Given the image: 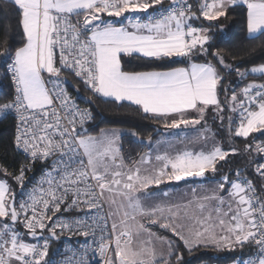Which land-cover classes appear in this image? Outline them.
Returning a JSON list of instances; mask_svg holds the SVG:
<instances>
[{"label": "snow or ice", "instance_id": "obj_1", "mask_svg": "<svg viewBox=\"0 0 264 264\" xmlns=\"http://www.w3.org/2000/svg\"><path fill=\"white\" fill-rule=\"evenodd\" d=\"M196 2L198 7L190 0H3V10L12 14L15 25L4 26L0 34V59L13 86L11 98L0 103V114H15L14 150L48 171L20 202L7 180H0V264H56L50 241L65 233L69 240L83 237L86 246L69 249L60 264H89L90 249L102 264H183L173 242L150 232L143 220L170 230L189 251L254 246L242 264H264V184L254 185L240 169L234 172L236 179L223 175L210 195L184 206L142 203L151 186L215 174L220 162L241 151L223 148L215 134L207 147L210 111L213 122L219 120L223 127L227 121L230 136L244 138V151L264 159V143L253 145L249 139L264 135V83H248L239 94L232 90L223 102L219 98L229 91L222 72H235L242 80L255 74L264 78V63L244 71L233 68L219 52L209 51L212 25L192 23L201 17L218 21L240 5L245 7L248 36L264 35V0ZM10 30L20 39L10 38ZM208 55L217 63L193 59ZM124 57L186 58L187 66L125 71ZM62 72L94 95L136 106L166 130L201 125L204 132L197 140H203L202 149L157 154L155 165L148 154L126 168L118 142L125 134L138 133L113 129L82 135L91 112L75 105ZM252 163L264 178V162ZM28 170L22 165L15 174L0 166V173L22 187ZM62 211L83 215L57 222L53 218Z\"/></svg>", "mask_w": 264, "mask_h": 264}, {"label": "trees", "instance_id": "obj_2", "mask_svg": "<svg viewBox=\"0 0 264 264\" xmlns=\"http://www.w3.org/2000/svg\"><path fill=\"white\" fill-rule=\"evenodd\" d=\"M199 2L201 1L199 0ZM192 3L198 7L196 0H192ZM192 23L193 26L197 27L212 25L210 29L211 48L209 51L210 53L219 52L225 58L226 63L232 65L233 68L239 67L241 71H244L246 68L264 63V35L258 34L254 38L248 36L245 7L237 5L230 8L228 14L218 21L208 22L201 17L199 20L192 21ZM8 24L14 26L15 19L10 12L3 10V0H0V34H2L3 27ZM9 36L15 38V40L20 39L14 30L9 31ZM193 59L197 63H203L205 59L214 64L217 63L211 55L194 57ZM186 66V58L176 57L165 61H147L132 57H124L122 60V68L125 71L168 70ZM4 73V61L0 59V103L10 99L13 94L11 79L6 77ZM221 74L225 76L223 87L229 89L226 93L221 92L219 98L222 102L225 100V96L230 97L232 90L239 94L248 83H264V78L258 75L248 76L242 80L235 72L231 75L223 72ZM62 77L68 81V91L76 102L88 107L92 114V121L81 132L82 135H98L101 130L109 128H120L127 133L133 131L138 133V137L127 134L122 136V156L127 165H136L140 157L150 150L147 142L149 137H151V140H156L165 131L160 123L147 118L136 106L128 103L120 104L94 95L78 79L68 73H62ZM77 88L79 91L76 90ZM228 114L226 111L225 115ZM16 123V119L10 113L0 114V166L6 168L9 173L15 174L27 162L24 156L13 148L12 141L16 131ZM253 137H249L253 145L264 140V135L259 133L253 134ZM220 139L223 148H236L241 151L238 154L230 155L227 163L220 162L217 165V173H207L206 178L221 180L223 175H228L231 179H235L234 172L236 169H240L244 176L258 185L260 181L255 173V164L252 161L258 162L261 155H257L254 151L249 155L244 151V138L230 136L227 130V121L220 130ZM221 165L223 166L221 167ZM0 180H7L15 196H17V185L13 177L0 173ZM151 228L160 236L173 242V245L183 255V264H211L214 262L232 264L237 260L242 262L254 251L253 247L249 245H245L243 249L236 248L234 250H219L201 246L189 251L183 246V242L178 237L154 226Z\"/></svg>", "mask_w": 264, "mask_h": 264}, {"label": "rangeland", "instance_id": "obj_3", "mask_svg": "<svg viewBox=\"0 0 264 264\" xmlns=\"http://www.w3.org/2000/svg\"><path fill=\"white\" fill-rule=\"evenodd\" d=\"M213 114L214 113L210 111L206 117L207 123L205 127L209 130L207 132V135L210 138L207 144L208 148L212 146L213 134H215L214 136L215 142L219 144L220 146H222L221 139H220V130L224 126L223 127L221 126V122L219 120H215V122H213V119H212ZM113 129L120 130L124 133H127L124 129H120V128H109V129H104V130H113ZM203 132H204V128L201 125H197L194 128L190 127V128L181 129V130H166L165 129V131L156 140H151L150 142L149 140L147 141L149 144L150 150L143 156L151 154L153 158V165H155L156 164L155 156L157 154H163L167 152L169 155H175L177 152H181L185 150L199 151L202 149V145L204 142L202 139L197 140V136ZM118 143H119V146L121 147V155H122V137ZM259 143H264V140L260 141ZM125 167L127 168V167H133V166H129L125 163ZM220 181L221 180L211 179L210 177L206 178V176L205 177H189L186 180H183L180 182L166 181L165 183L161 184L159 187H156L155 185H153L149 189L145 190L149 194V198L144 199V197L142 196L141 197L142 203H144L145 206H149V205L162 206V207L173 206V205L184 206L187 204L188 201L195 202L196 198L198 197H202L204 195H210L213 190L217 189L218 183ZM193 189L196 190L195 193H193L192 191ZM164 192H167L168 195L164 196L163 195ZM156 219L159 220L160 218L156 217ZM142 222L145 223L146 227L149 229L150 232L155 233L157 236H160V235L156 231H154L151 227L154 226L160 230L171 233L170 230L161 228L159 224L152 225L150 224L148 220H143ZM161 222H164V221L161 220ZM206 247L215 248L213 246H206ZM194 248H197V247H194ZM219 250H222V249H219Z\"/></svg>", "mask_w": 264, "mask_h": 264}, {"label": "built area", "instance_id": "obj_4", "mask_svg": "<svg viewBox=\"0 0 264 264\" xmlns=\"http://www.w3.org/2000/svg\"><path fill=\"white\" fill-rule=\"evenodd\" d=\"M200 1L203 2V0H200ZM190 2H192V0H190ZM62 73H66V72H62ZM49 87H51V85H49ZM67 91H68V88H67ZM68 93L73 98L72 94L69 91H68ZM73 100L75 102V105L78 108H80L81 110H89L88 107L82 106L79 103H77L75 98H73ZM10 114L15 118V114L14 113H10ZM91 117H92V114H91ZM91 121H92V118L87 123H85L83 129H81V132L86 128V126ZM78 128H79V125H78ZM20 154L22 156H24V158H25L24 154H22V153H20ZM262 155H264V154H262ZM26 161L27 162L24 164V166L29 167L30 170H28L25 173L24 186L23 187L20 186L14 180L16 185H17V196H16L17 202H20V201H22L24 199H27L29 192H31L33 187L37 186L38 182L43 178V173L48 171V169L46 167L42 166V164L39 163V162H37L34 166H32L28 160H26ZM258 162H264V159L260 158V160ZM16 174H19V171ZM257 176H258V174H257ZM258 178H259V181H260L258 185L256 183H254L253 180H251L249 178H247V179L251 180L253 182V184L257 185V186H259L261 184H264V178H260L259 176H258ZM45 187H47V185H45ZM82 215H83V213H66V212L62 211L61 213H57L56 217H54L53 219L57 220V222H59V220L73 219L76 216H82ZM57 218H59V220ZM109 223H111V220L109 221ZM67 236H68V234L65 233V235L62 236L59 241H56V240L50 241L49 253H50L51 258L56 262V264H60L61 260L64 258V254L66 252H68L69 249L75 250V249H77V248H79L81 246H86V245H84V238L83 237L72 236L71 240H69L67 238ZM28 242L42 243V241L31 240V238H28ZM89 244H91V240H89ZM94 247H95V245H92V248H94ZM252 247H253V250H255L254 246H252ZM248 257H246L245 259H247ZM87 259L89 260V264H102L101 258L99 257L98 253L94 255L93 252L91 251V249L88 252ZM242 262H241V264H242ZM211 264H219V263L214 262V263H211ZM232 264H236V262L232 263Z\"/></svg>", "mask_w": 264, "mask_h": 264}, {"label": "crops", "instance_id": "obj_5", "mask_svg": "<svg viewBox=\"0 0 264 264\" xmlns=\"http://www.w3.org/2000/svg\"><path fill=\"white\" fill-rule=\"evenodd\" d=\"M257 35H258V34H255V36H257ZM255 75L260 76V74H255ZM105 99L111 100V99H109V98H105ZM125 103H127V102H125Z\"/></svg>", "mask_w": 264, "mask_h": 264}]
</instances>
